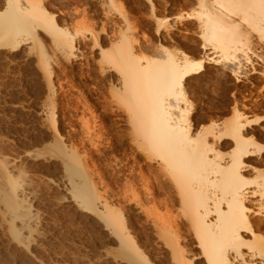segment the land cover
I'll return each instance as SVG.
<instances>
[{
  "label": "bare ground",
  "instance_id": "obj_1",
  "mask_svg": "<svg viewBox=\"0 0 264 264\" xmlns=\"http://www.w3.org/2000/svg\"><path fill=\"white\" fill-rule=\"evenodd\" d=\"M87 1L88 6L99 5L101 15L108 20L112 14L124 16L123 22L116 23L110 31L111 37L117 39L116 43L111 39L114 44L110 40L107 44L101 35L107 34V22L101 21V32L93 31V27L89 32L93 40L91 49L97 54L93 62L100 73L94 94L100 102L107 103L98 84L108 86L115 94H111L109 106L116 104L117 109H113L126 115V140L134 148L131 156L136 166L131 163L132 166L126 167L130 174L122 191H118L113 204L109 201L112 193L110 198L104 196L107 189L105 198L98 193L82 163L84 156L79 151L76 132L71 131L73 120L70 117L66 121L58 120V104L52 101L56 90L49 82L53 80L50 79L52 64L40 32L52 36L58 50L69 60L84 57L77 37V32L79 35L84 32L72 33L67 27L59 26L45 0H0V48L14 51L25 43L32 44L30 50L40 48L38 60L48 75L47 99H51L42 105L40 124L32 121L31 125L18 128L15 140L11 134H17L14 131L17 128L13 130L16 124H11L3 136L9 142L16 141L13 145L24 148L21 149L24 154H30L32 148L35 156L47 153L62 161L75 203L103 220V227L113 234L111 237L115 236L129 264L157 263L144 255L132 237L130 204L147 218L151 214L155 216L153 220L149 218L152 235L156 246L162 249L161 256H167L168 264H264V112L256 110L261 107L260 101L264 106V0H190L195 8L184 18L198 25L200 32H197L202 38L200 48L204 53L200 58H194L189 51L175 55L161 42L175 37V21L183 17L174 10L188 0H133L142 16H129L120 1L119 5L112 0ZM97 9L93 8V12L97 13ZM143 29L163 43L158 46L157 59L143 55L150 48L151 42L147 47L145 44L148 38L144 36L145 41H141L138 35L133 36ZM208 71L217 78H228L230 84L222 96L218 94L209 100L211 109L220 108L221 112L215 110L219 113L214 114L207 106L214 116L211 112L207 114L206 108V112L202 110L209 116L199 117L194 105L198 106L191 101L190 87L194 82L207 83ZM253 75L262 78L257 80ZM83 97L78 100L83 103L82 108L94 113L91 99ZM98 127L88 125L85 136L81 137L80 146L84 147L85 154L93 152L86 149L87 142L95 148L100 144L103 135ZM1 148L0 227L10 245L5 248L1 244L3 239L0 241V263L27 264L31 259L28 249L40 236L42 217L32 205L30 196L34 193L31 191V194V183L24 176L26 161L22 166H14L13 158L21 155L17 156L19 149L16 157L17 148L13 150L9 146L14 152L8 151L13 154ZM10 154L12 159L7 156ZM123 161H119L118 175L126 174ZM136 167L138 181L133 177ZM139 182L148 194V204L137 192L135 185ZM159 209L165 213H158Z\"/></svg>",
  "mask_w": 264,
  "mask_h": 264
},
{
  "label": "rangeland",
  "instance_id": "obj_2",
  "mask_svg": "<svg viewBox=\"0 0 264 264\" xmlns=\"http://www.w3.org/2000/svg\"><path fill=\"white\" fill-rule=\"evenodd\" d=\"M112 1H114L116 5L118 3L120 4V2L124 3V7L127 10V13L130 14L129 16H142L138 12L140 11L139 8H137L138 6L133 4V0ZM87 2V0H45V4L49 7V11H52L51 13L54 12L59 26L67 27V29L72 33H74L75 31L85 33H83L84 35H79V32H77L78 34L76 33L78 41H81L79 44V47L81 49L80 51L84 55L81 60L66 59L56 47L52 36L46 35L42 33V31L40 32L41 35H39L46 50L45 53H47V55L50 57V62L52 64L50 65V69L52 68L51 71H53V75L50 79L53 80H49V82H52L56 90L53 94L54 97L52 95L51 98L53 97L52 101H55L54 103L57 102L56 104H58L56 105L58 107L56 108L58 120L65 119L66 121V119H68L69 117L71 118V120H73L71 122V131L73 129V131L75 130L74 132H76L75 134L77 136V139H75L77 145L79 144L80 153H82V155L84 156V162L82 163L85 166L88 176H90L89 181L95 184L94 186L96 187L98 193H101L102 197H104L105 195L106 197H109V195L112 193L110 195L112 199L109 201H111V204H113L112 200L115 198L118 191H122L121 188L125 186V183L129 179L130 173L128 172L127 168L132 166L131 163L134 164L131 156V150H134V148H130L131 145L126 140L128 136V124L126 122V115L124 114V112L120 113V111L117 110V113V111H115L117 109L116 104L110 105L111 108L109 106L110 103H108V100H111V96L115 94L111 93L110 89H108V86L104 84H98L100 85L99 91L102 92V98L105 97L107 99L106 102L108 103V106L104 101L100 102L101 100H99L98 97H96V95L94 94V86L100 79V73L98 71L96 62H93L96 60L97 54L96 50L92 51L91 49L93 40L90 39L91 36L89 32L90 30H92V27L96 29H94L93 31L101 32L102 22H107L105 27L107 34H104L102 32L101 35L105 36V38L103 36L102 37L105 39L107 44H110V42H112L113 40L114 43H116L117 39L111 37V30L114 29L113 26L116 25V23L117 25H119V23L121 24L123 22L124 16H119L116 13L112 14L113 16L111 15L112 17L110 16L108 20L106 19V16L101 15L102 10L98 4L97 7L94 6L93 3L89 4L91 6H88ZM183 2L181 3L182 5H179L180 7L177 6L174 10V13H177L178 15L180 14L179 16L182 15L181 17H183L182 19H176L175 21V37L173 36L171 39L169 38L170 40L166 39L168 41L165 40L161 42H165L164 45L175 55L180 54L182 51H189L194 58H200L204 56V53L200 48L202 38L199 34L200 31L198 29V25L195 24L196 22L194 20L187 21L184 18L187 13L194 11L195 7L190 0ZM92 7L95 10L96 8H98L97 13L100 14L98 15L97 13H94ZM190 22L192 23L190 24ZM93 23H95L96 25H94ZM80 24L83 26H80ZM144 31H146V29L135 32L133 36L137 38L138 35V38L141 41L142 39L143 41H145L144 36L146 39L148 38L146 40L147 43L145 42V44H147V47L151 42L150 46H148L150 48L145 49L146 51H144L143 55L150 59H157L159 57L157 49H159L163 43H159L157 38L152 35V32L147 31L146 33H144ZM81 36H83L84 38ZM86 36L89 39L86 38ZM106 36H109L107 40ZM152 36H154V38ZM149 39H151L152 41ZM153 43L158 44L154 45ZM31 45V43H25L23 46L14 51L6 49L4 47L0 48V148L2 146L6 147L7 145L6 148L2 147L4 150L1 148L4 152L5 150H7V154L17 148L15 152L13 151L15 154L19 149L17 152V156L21 154V158L19 156L21 160H19V158H13L11 154L7 156L15 160L14 166H22L26 161V163L24 164V176L27 175L25 177H28L27 181L28 183H31L30 186L27 183V187L29 186L31 188L30 189L28 187L30 189V192L32 191L34 193L33 196H30V198H32L31 201H33V207L40 211L42 217V223L39 227L40 236L36 237L37 239H35L34 242L31 243V246L28 249L27 253L31 259L27 264H129L130 261L122 255L123 252L119 247L120 245L118 241H116V238H114L115 236L111 237V235L113 234L109 230L108 233L106 228L103 227V224H105L104 222H102L103 220L101 219L102 221H100V217H98V215L96 214L83 211V209H81L75 203V200L72 197V190L70 189L69 181L65 177V172L63 171L62 161L59 158L53 157L47 153L40 156H35L33 155L35 154L33 153L35 149L32 148L30 149V151H32L30 152V154H27V152H25L26 154H24V152L22 153L21 150L24 148L13 145L16 144V141L14 140L16 137H18L17 135L19 134L17 132L19 130L18 128H21L22 126L23 128H25L28 125H31L30 123L32 121L33 123L36 122V124H38L39 122L40 124L42 105L43 103H45V101L48 102L49 100H51L50 98L49 100L47 99V97L49 96L47 85L49 78H47L48 75L45 74L46 71L44 72V69L42 68L43 66L39 64L40 60H38L41 53L39 51L40 48H33L30 50ZM107 47H110V45ZM259 65L260 64L255 63L254 66L259 67ZM207 73H210V77L207 78V83L206 81H201L199 83L194 82L191 84V87H193L194 89L189 86L191 101L193 100L194 104L198 106L196 107L193 104L194 107L198 110L199 117L200 115L201 117L209 116L215 110L221 112L220 108H215V110L214 108L211 109L209 100L211 99L212 101L215 96L217 97L218 94L223 95V90L226 88V85L230 84L228 78L225 79L222 76L221 78H217L212 75V71H208ZM214 77L217 79L215 80ZM252 77L257 80H260V77L262 78V76L260 75H253ZM210 78L211 80L208 81V79ZM83 95L88 97V100L91 99V101L89 102L90 104H96H92V111H94V113H90L87 108V110L82 108L83 103H80L79 99L84 98ZM95 98H97L98 100ZM262 102L263 101L259 102L261 104V107L256 108L257 112L259 110V112L261 113L262 111L264 112V106L262 105ZM207 106H210V110L213 111L211 112L209 110V107ZM113 107L116 109L114 110ZM206 108L209 110L207 111V114L211 112L209 115L205 113L207 110ZM202 109H204L205 112ZM199 110H202L203 112ZM109 113L113 115H110ZM217 113L219 112H216L214 114ZM118 114L120 115L118 116ZM203 114H206V116ZM106 116L108 118H106ZM228 116L229 115L227 114V117ZM28 120H30V122ZM22 121L25 123H23ZM93 121H96V123H94ZM27 122H29V124H26ZM19 123L21 124V126ZM97 123L99 124V127L97 126ZM11 124L12 126L13 124H16L12 128L13 130L17 128V130H14L17 134H13L15 133L13 132L11 134V138L14 140L10 138L11 141L9 142V138L7 139L3 136V131H5V129H8ZM92 124H96V127H98L99 129L101 128L100 131H102L104 134L101 132V135H103V137L99 139L100 144L98 143V147L96 146L97 148L91 146L89 142L86 143V149H91V152L93 151L92 153H89V155L84 153L85 149L84 147H82V144L80 146V143L81 137L85 136L87 126L90 125L91 127ZM64 127L67 128L66 126ZM5 138L8 141H6ZM9 146L14 147L13 150L9 148ZM86 152L88 153V151ZM3 154L5 155V153H2V156ZM120 159L124 160L122 165H124L125 168L127 167L125 169L126 174L120 173L122 175H118V164ZM134 166L136 165L134 164ZM137 169L139 170V168L136 167L135 169L137 172L133 175L134 179H140V175ZM137 173L139 176L137 175ZM137 179L136 181H138ZM141 183L142 182H139V184L135 185V187L137 189V192H140L139 194L142 198V201L148 204V194L145 191L144 185L142 186L143 183ZM91 185L93 186V184ZM105 190L107 191L108 195L107 193L104 194ZM130 205L131 208L129 215L131 216L132 222L134 224L133 229L131 228V231L133 232L132 237L137 242L139 249L143 251L146 257H150L149 259L151 261H154L155 263L157 262L156 264H168L166 254V258L161 256L160 251H162V249H159L156 246V238L152 235V223H150V221L155 219V216L151 214V217H149L151 218L150 220L143 213L135 211L136 209L132 204ZM160 212H162V214L165 213V211L163 212V210L159 209L158 213ZM1 228L2 227H0V241L3 239L1 241V244L3 247L5 246V248H7L10 243L4 235L3 228ZM194 249L196 250L195 247ZM13 264H17V262H13ZM19 264L21 263L19 262Z\"/></svg>",
  "mask_w": 264,
  "mask_h": 264
}]
</instances>
